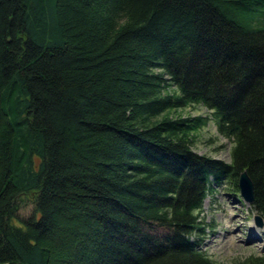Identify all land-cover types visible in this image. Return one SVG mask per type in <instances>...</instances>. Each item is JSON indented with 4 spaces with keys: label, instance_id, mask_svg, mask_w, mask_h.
Segmentation results:
<instances>
[{
    "label": "trees",
    "instance_id": "obj_1",
    "mask_svg": "<svg viewBox=\"0 0 264 264\" xmlns=\"http://www.w3.org/2000/svg\"><path fill=\"white\" fill-rule=\"evenodd\" d=\"M242 171L264 221V0H0V264H218L201 210Z\"/></svg>",
    "mask_w": 264,
    "mask_h": 264
},
{
    "label": "rangeland",
    "instance_id": "obj_2",
    "mask_svg": "<svg viewBox=\"0 0 264 264\" xmlns=\"http://www.w3.org/2000/svg\"><path fill=\"white\" fill-rule=\"evenodd\" d=\"M175 114L210 117L205 107H188L172 115ZM210 118L207 125L197 131L192 149L197 154L229 162L232 143L217 132ZM213 187L214 191L204 199L200 214L199 248L218 264H230L234 260L264 254V225L255 224V212L250 203L245 202L239 190L232 188L229 182ZM33 197L32 193L20 196L18 214L21 218L32 213Z\"/></svg>",
    "mask_w": 264,
    "mask_h": 264
},
{
    "label": "water",
    "instance_id": "obj_3",
    "mask_svg": "<svg viewBox=\"0 0 264 264\" xmlns=\"http://www.w3.org/2000/svg\"><path fill=\"white\" fill-rule=\"evenodd\" d=\"M237 186L243 200L247 203H251L253 200V184L245 171L239 174ZM254 220L257 226H262L264 224L261 216L257 214L254 216Z\"/></svg>",
    "mask_w": 264,
    "mask_h": 264
}]
</instances>
